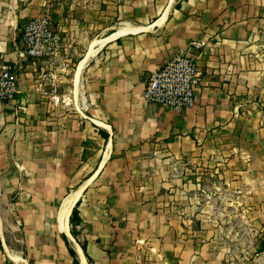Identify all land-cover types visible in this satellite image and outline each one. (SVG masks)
<instances>
[{
  "label": "crops",
  "instance_id": "crops-1",
  "mask_svg": "<svg viewBox=\"0 0 264 264\" xmlns=\"http://www.w3.org/2000/svg\"><path fill=\"white\" fill-rule=\"evenodd\" d=\"M46 13L64 45L57 60L78 58L61 97L43 89L44 60L22 48L25 23ZM263 40L264 0H0V66L20 91L0 103V200L11 197L14 215L0 210V264H264V154L218 146L251 90L264 95ZM193 41L204 43L198 103H144L151 73Z\"/></svg>",
  "mask_w": 264,
  "mask_h": 264
},
{
  "label": "built area",
  "instance_id": "built-area-1",
  "mask_svg": "<svg viewBox=\"0 0 264 264\" xmlns=\"http://www.w3.org/2000/svg\"><path fill=\"white\" fill-rule=\"evenodd\" d=\"M23 53L33 60L57 57L61 37L54 20L46 15L30 18L21 30ZM201 41L191 42L183 51L151 73L145 83L143 100L176 111L194 107L199 100L201 72L197 50ZM18 77L10 64L0 66V103L16 101L19 94Z\"/></svg>",
  "mask_w": 264,
  "mask_h": 264
},
{
  "label": "rangeland",
  "instance_id": "rangeland-1",
  "mask_svg": "<svg viewBox=\"0 0 264 264\" xmlns=\"http://www.w3.org/2000/svg\"><path fill=\"white\" fill-rule=\"evenodd\" d=\"M122 1H128V0H122ZM231 0H226V2H229ZM46 15H48L46 13ZM50 17V15H48ZM51 18V17H50ZM53 19V18H52ZM60 35V34H59ZM61 37V36H60ZM62 40V39H61ZM264 44V40L262 41ZM263 49V53L262 56L258 59L259 62V69H260V75H259V82L264 83V48ZM64 51V45H63V41L61 43V48H60V52ZM58 56L53 58V59H46L44 60L46 66L48 67L47 73L44 75V83H43V89L45 91H50V94L52 93L51 96H60V94H63L65 92L64 90V85L66 83L67 80H69L72 76H73V72L75 70V66L72 65L73 63H77L78 62V58L76 56V54H74L73 56V61L72 62H66L62 65V63L64 62L61 59H58L60 62H58L57 60ZM63 67L61 69H57L56 73H53V69L49 70L50 67ZM66 66V68H68L67 70H63ZM54 76V77H53ZM50 80L52 82H50ZM254 81V80H253ZM69 83V81L67 82ZM264 87V85H263ZM264 94V92H263ZM249 96L251 97V99H255L254 101L250 102L248 106H244L242 109V113H241V117L242 119H239L238 123H234V125L232 126V132H228L229 134V139L227 141V143L222 142L219 143L218 146H230V150L233 151V148H239V149H235L234 152V157L238 154L240 155V151H245L247 150L249 153H257V156H263L264 154V149L263 145H264V106L262 105V103L264 102V100H260L259 102L256 101V98L260 99L261 97H263L264 95H261V91H259L258 96H256V91L251 90ZM254 105H252V103H254ZM248 135V136H247ZM247 136V137H246ZM262 149V150H261ZM204 160L202 161L201 164V168H202V181H204V185L203 187H201V193L202 195H209L213 192H215V181H212V179H214L215 175L213 174L212 176H210V173L212 172L211 170H209V157L208 156H204ZM236 158V157H235ZM225 156L222 154L220 155L217 159H214L213 162L218 161L219 163H224ZM227 159V158H226ZM230 159V158H229ZM243 159V158H242ZM205 160H207V162H205ZM244 161V159H243ZM229 163V162H228ZM236 163V161H234V164ZM233 164V165H234ZM233 167V166H232ZM226 168H228L226 166ZM229 169V168H228ZM233 170V169H232ZM250 173L252 175L256 174L255 169H252L250 171ZM220 175L222 176L223 174L220 173ZM240 175L239 173H234V176H238ZM217 176V175H216ZM221 184H218V182L216 183L218 186V189L216 190L218 193H227V192H231V191H226V187L223 184L222 181H220ZM203 184V182H202ZM195 191L190 190V192L188 194H190V197L192 195V193H194ZM237 190L236 187L234 188V190L232 191L233 194H236ZM11 197H9L8 199H4V200H0V210L5 213L6 216V221L9 220L10 223H12L14 221V215L11 213L13 212L10 206V202H11ZM191 201L188 204L189 208L192 209V205H191ZM210 204L203 200H201V207L202 210H208L209 209ZM220 206H224V203H222ZM6 225V224H5ZM6 227V226H5ZM7 229V227H6ZM5 229V230H6ZM7 244L12 247L13 249L16 248V246L18 245L17 242V235L16 234H9L7 232ZM257 238V237H256ZM17 249H14V251Z\"/></svg>",
  "mask_w": 264,
  "mask_h": 264
},
{
  "label": "bare ground",
  "instance_id": "bare-ground-1",
  "mask_svg": "<svg viewBox=\"0 0 264 264\" xmlns=\"http://www.w3.org/2000/svg\"><path fill=\"white\" fill-rule=\"evenodd\" d=\"M122 28H123V27H122ZM118 32H119V31H118ZM118 34H119V33H118ZM92 53H93L92 50L89 51V53L87 54V57H88L89 55H91ZM85 61H86V58H85V60H84L83 62L80 63V65H79V67H78V70H77V73H76V80H78V78H79L80 70H81V68L83 67ZM73 199H74V197H70V198L65 199V201H64V203H63V205H62L61 213H60V218H61L62 221L65 219L66 215L69 213V210H70V208H71V206H72V204H73ZM9 255L12 256V257L15 258V259H20L19 257L15 256V255H12V254H10V253H9ZM21 263H22V262H21Z\"/></svg>",
  "mask_w": 264,
  "mask_h": 264
},
{
  "label": "trees",
  "instance_id": "trees-1",
  "mask_svg": "<svg viewBox=\"0 0 264 264\" xmlns=\"http://www.w3.org/2000/svg\"><path fill=\"white\" fill-rule=\"evenodd\" d=\"M78 224H79L78 211H77V208H74L70 216V225L73 228H75ZM73 234L74 236H77V233L74 229H73Z\"/></svg>",
  "mask_w": 264,
  "mask_h": 264
}]
</instances>
